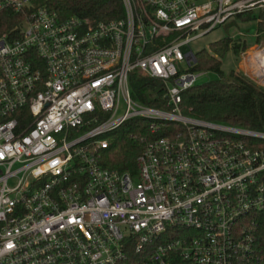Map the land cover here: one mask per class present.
<instances>
[{
  "label": "built area",
  "instance_id": "built-area-1",
  "mask_svg": "<svg viewBox=\"0 0 264 264\" xmlns=\"http://www.w3.org/2000/svg\"><path fill=\"white\" fill-rule=\"evenodd\" d=\"M122 3L91 26L0 0V28L17 17L0 30V264H264V131L181 106L203 73L190 43L264 0ZM135 71L164 107L134 97ZM133 120L149 130L136 167L103 166Z\"/></svg>",
  "mask_w": 264,
  "mask_h": 264
},
{
  "label": "trees",
  "instance_id": "trees-1",
  "mask_svg": "<svg viewBox=\"0 0 264 264\" xmlns=\"http://www.w3.org/2000/svg\"><path fill=\"white\" fill-rule=\"evenodd\" d=\"M50 9L62 17L77 16L88 25L109 22L124 16L122 0H44ZM264 12H262V15ZM7 15V14H6ZM252 19L250 13L239 16ZM1 31L11 29L17 17L9 13ZM264 37V21H258L256 41ZM241 38L225 37L197 53L192 70L211 71L217 77L203 85H196L183 94V114L195 118L233 126L264 131V86H260L243 73L223 69V56L232 50L237 56L247 43ZM134 97L143 104L164 107V88L160 80L135 71L130 77ZM166 133L162 130L161 135ZM149 135L147 123L127 122L111 135L110 146L101 152L103 166L121 171L136 167V159L143 150L142 139Z\"/></svg>",
  "mask_w": 264,
  "mask_h": 264
},
{
  "label": "rangeland",
  "instance_id": "rangeland-1",
  "mask_svg": "<svg viewBox=\"0 0 264 264\" xmlns=\"http://www.w3.org/2000/svg\"><path fill=\"white\" fill-rule=\"evenodd\" d=\"M199 1L203 2L205 0ZM259 16L263 22L264 14H260L259 10L254 11L252 19L236 17L230 22L218 26L208 34L193 40L189 47H187V50L191 49L193 52L198 53L203 49H208L212 43L225 37L241 38L243 40H241L242 43H245L246 41L248 42H246V49L242 51L239 56H237L232 50L227 51L223 56V69L226 72L236 69L258 85L264 86V80L258 77L259 65L255 60H253L255 55L259 53L258 51L264 46V37L261 41H256V33L258 29V20L256 19ZM254 53L255 55H252ZM249 54L252 56L251 60H253V65L249 64V62L246 60V56ZM216 77L217 75L211 71H203V73H201V75H199L197 78V85H203L215 79Z\"/></svg>",
  "mask_w": 264,
  "mask_h": 264
},
{
  "label": "bare ground",
  "instance_id": "bare-ground-1",
  "mask_svg": "<svg viewBox=\"0 0 264 264\" xmlns=\"http://www.w3.org/2000/svg\"><path fill=\"white\" fill-rule=\"evenodd\" d=\"M257 59H258L259 65L261 67V69L259 68L258 74L263 76L264 75V51H261L260 53H258Z\"/></svg>",
  "mask_w": 264,
  "mask_h": 264
}]
</instances>
